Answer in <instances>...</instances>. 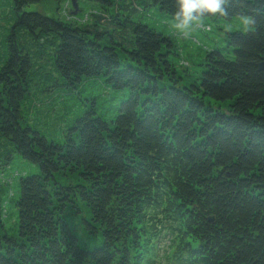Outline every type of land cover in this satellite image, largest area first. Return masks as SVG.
<instances>
[{
    "label": "trees",
    "instance_id": "trees-1",
    "mask_svg": "<svg viewBox=\"0 0 264 264\" xmlns=\"http://www.w3.org/2000/svg\"><path fill=\"white\" fill-rule=\"evenodd\" d=\"M86 1L62 19L0 0V173L15 155L38 167L10 196L0 264H264V0L201 17L249 27L187 78L142 22L150 8L173 18L175 0ZM94 82L112 116L64 105L59 140L32 122Z\"/></svg>",
    "mask_w": 264,
    "mask_h": 264
},
{
    "label": "rangeland",
    "instance_id": "rangeland-1",
    "mask_svg": "<svg viewBox=\"0 0 264 264\" xmlns=\"http://www.w3.org/2000/svg\"><path fill=\"white\" fill-rule=\"evenodd\" d=\"M82 1L77 3V7H81L84 11L92 6L91 1ZM56 5H58L59 9ZM25 11L39 12L43 15H52L62 19L66 16L71 18L76 17L71 14L73 8L70 0H39V4L30 5ZM85 18L84 16L83 21ZM142 22L171 38L174 48H169V51H172L176 56L169 53L167 57L174 65L178 77L183 78H187V73L195 74L199 70L197 65L200 63L201 57L205 52L215 47L221 48V46L224 45L222 40L227 33L238 30L243 31L249 27V19L246 17H236L229 21L217 17L214 19L200 18L192 25L188 35L184 36L175 28L173 18L166 16L161 11L154 8L148 10V14L142 18ZM110 94L111 92L106 89L104 84L100 82L91 83V85L87 86L81 93L74 92L72 95L64 97V101L61 104L54 103L52 106L54 108L53 112L36 114V107L33 109L31 108V114L33 115L32 120H34L32 122L37 125V128L40 129L41 132L46 134L47 138L59 140L61 138L59 130H62V124H64V122H59L60 119L57 116L63 114L62 108L64 105L69 108V110L66 111L67 118H72L80 111L91 107L93 104H97L98 112L103 117L107 118L113 114L111 110L114 104L108 101ZM37 171L38 167L36 165L15 155L8 167L0 173V223L9 234L11 233L10 228L12 227V222L15 221L12 215L14 209L10 207L9 201L10 196L16 192L18 177L30 175ZM1 224L0 230H2ZM75 226L77 237L81 244H87L89 248L96 244L94 239L84 235L80 229V224H75ZM157 246L160 247L163 246V244L158 242Z\"/></svg>",
    "mask_w": 264,
    "mask_h": 264
},
{
    "label": "clouds",
    "instance_id": "clouds-1",
    "mask_svg": "<svg viewBox=\"0 0 264 264\" xmlns=\"http://www.w3.org/2000/svg\"><path fill=\"white\" fill-rule=\"evenodd\" d=\"M175 3L174 26L184 36L201 17L214 16L223 11V0H175Z\"/></svg>",
    "mask_w": 264,
    "mask_h": 264
},
{
    "label": "water",
    "instance_id": "water-1",
    "mask_svg": "<svg viewBox=\"0 0 264 264\" xmlns=\"http://www.w3.org/2000/svg\"><path fill=\"white\" fill-rule=\"evenodd\" d=\"M71 3H72V8H73V11L71 12L72 15H76L77 12L79 11L78 7H77V3L75 2V0H71ZM259 68L260 69H264V63H262L261 65H259ZM208 221L210 223H213L214 222V219L212 217L208 218Z\"/></svg>",
    "mask_w": 264,
    "mask_h": 264
}]
</instances>
